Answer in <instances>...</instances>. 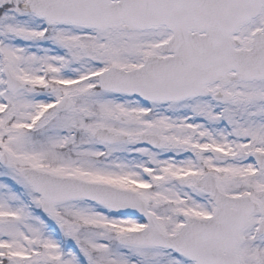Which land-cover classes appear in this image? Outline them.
I'll return each instance as SVG.
<instances>
[{
	"label": "rangeland",
	"instance_id": "obj_1",
	"mask_svg": "<svg viewBox=\"0 0 264 264\" xmlns=\"http://www.w3.org/2000/svg\"><path fill=\"white\" fill-rule=\"evenodd\" d=\"M24 1L0 0V6L11 5L7 15L0 18V155L7 156L6 166L0 165V264H189L164 251L119 246L115 242L116 238L125 234V230H134L142 223L134 219H110L100 210L81 203L59 205L54 209L55 226L58 229L63 225L68 227V234L62 235L63 239L73 242V247H80L73 250V255L59 248L60 254L69 257L62 261L57 254L54 235L51 239L45 227L38 224V217L27 209L23 199L34 202L36 208L40 200L22 177L20 172L24 168L54 176L73 175L92 182H100L105 171L118 173L120 167L125 168L120 163V156L123 155L118 153V148L102 155L95 151L98 145L91 139V133L96 128L119 129L105 117L121 113V102L111 98L107 100L102 94L90 92L89 88L83 86L94 85L95 81L87 82L81 88L49 83L56 80L73 84V81L79 82L88 73H95L106 66L126 68L130 63L140 62L143 55L150 53L151 45L148 38L143 39L145 35L141 38L110 32L108 35L88 34V38L84 39L71 28L58 27H52L43 34L45 29L40 22L18 8ZM156 35L161 36L163 33ZM245 36L247 39L248 35ZM243 44L247 46L248 42L245 40ZM4 69L25 84V88L14 95L7 94L2 75ZM43 69L49 71V81L46 83L41 75ZM228 92L231 108L223 110V117L243 118L234 122L237 130L242 125L248 128V131H243L247 139H254L263 133L264 84L236 85ZM41 97H47L51 102L40 103ZM62 97L69 98V106L57 111L55 106ZM43 107H50L51 111L36 124L34 134L27 132V123ZM257 107H261V112L255 111ZM87 115L93 118L92 122L77 123V118ZM206 115L212 117L209 108ZM164 126L166 129L175 128L174 124ZM139 127L147 125H138L135 131ZM73 129L78 134L82 133L80 138L83 142L74 148ZM212 133L207 131V137ZM165 135L166 139L172 137L168 131ZM172 139L177 140L176 137ZM223 141L228 144L226 139ZM227 147L223 146L226 150ZM143 155L140 154L138 158L141 159ZM142 162L147 174L153 172L151 187L155 185L156 188L145 198V203L161 231L172 234L185 216L200 217L199 211L203 215L208 214L207 209L198 207L201 204L191 189L197 172L193 173L192 169L189 172L187 169L179 170L170 163L169 158L152 161L150 170L145 166L146 162ZM239 170L241 175L249 177V171ZM187 174L193 178L183 183V176L186 178ZM259 180L260 185H263L264 178ZM108 182L115 186L120 184L119 181ZM180 184L183 186L180 187ZM257 188L264 194V187ZM191 196L195 198L186 202ZM238 258L240 264H264V246L259 243L251 248L245 246L239 250Z\"/></svg>",
	"mask_w": 264,
	"mask_h": 264
},
{
	"label": "flooded vegetation",
	"instance_id": "obj_2",
	"mask_svg": "<svg viewBox=\"0 0 264 264\" xmlns=\"http://www.w3.org/2000/svg\"><path fill=\"white\" fill-rule=\"evenodd\" d=\"M157 1H152L153 7H158ZM160 1L164 2L163 7L166 10L186 12L187 27H201V22L204 24L205 17L201 16L199 1ZM262 27H264V10L245 29H252L255 32L256 28L259 30ZM154 32V34H165L159 41L150 43L152 51L148 56L154 60L155 64H159L161 61L174 62L175 51L182 52L189 61L190 39L192 43L198 40V51L204 52V32L198 33L196 37L188 38V47L185 49L181 47L179 41L165 46L173 38L171 32H165L164 29ZM137 34L139 33L134 35ZM191 35L194 36V33ZM239 36L240 34H236L234 38ZM83 38L86 39L88 36ZM191 50L193 52L194 48ZM176 68L177 64H173L170 70L172 72H151L153 84L150 86L152 91L150 101H146V99L140 101L136 97L128 95L117 96L103 93L108 97L121 99L120 104L123 108L118 115L105 117L119 129L116 131L107 129L109 134H105L107 138L103 141V147L106 152L118 148V153L123 155L120 156V163L125 168L120 167L118 173L111 172L106 177L110 181H119L121 183L119 189L145 199L156 188L155 185L152 187L150 185L148 190L141 189L143 171L140 168L142 159L138 158L139 155L143 153L146 155L144 159H147L148 156L153 157L154 160H157L158 157L160 160H165L164 157L167 159L168 156L170 163L175 164L179 170L187 169L189 172L192 169V172H197V177L192 180L191 189L195 195H198L201 204L204 207L208 204L210 211L214 212L215 207L211 203L210 193L207 192V185L203 182L205 176L212 175L210 184L214 185V187L212 186L213 190L231 198L246 199L248 208L252 212L247 227L241 233L238 250L245 246L251 248L257 243L264 246V233L262 235L258 233L259 225L264 222V194L258 188L255 189V187H264V184L260 185L259 180L264 178V131L254 139H247L244 137L243 131H248V128L242 125L237 130L234 122L236 119L242 120L243 118L221 116L223 110L231 108L228 101L231 96L228 90L236 86L235 83L229 82L227 77L221 78V72H195L189 69L180 72V69ZM84 87L89 88L90 92L95 89L99 91L98 85H85ZM137 87L142 88L140 85ZM207 108H209L212 117H207ZM255 109V111L261 112V107ZM222 119H226L231 124L232 131L229 132L231 140L228 144L223 141ZM77 121L80 124H89L93 118L87 115L77 118ZM144 124L147 127H139L135 131L138 125ZM169 124H174L175 128L166 129L164 125ZM166 131L172 137L166 139ZM207 131H213V133L207 137ZM173 137H176L177 140L173 141ZM167 140H172V142ZM224 145L229 146L227 150L223 148ZM107 162L109 163L110 160ZM126 169L130 170L121 174ZM239 169L249 171V177L241 175ZM151 175L153 176V174ZM151 175H147V179L152 178ZM192 178L193 176L189 174L186 175V178L183 176V183L191 181ZM109 185L112 184L109 183ZM182 186L183 184H180V187ZM184 187L186 188V186ZM189 199L186 201L189 202ZM54 209L55 207L49 210V221L51 222L56 220ZM65 230L67 231L66 226Z\"/></svg>",
	"mask_w": 264,
	"mask_h": 264
},
{
	"label": "water",
	"instance_id": "obj_3",
	"mask_svg": "<svg viewBox=\"0 0 264 264\" xmlns=\"http://www.w3.org/2000/svg\"><path fill=\"white\" fill-rule=\"evenodd\" d=\"M41 1V0H40ZM111 0H108V2ZM76 3H80V0H42L39 3V6L42 7L45 5V9L42 10L47 15L48 10H51L53 13H58L61 16L54 21L57 22H70L73 21H81L77 17H73V12L77 9ZM107 10L108 16L100 15L99 17H95V12L102 14L103 10L99 8H95V10H90L88 18L83 19L81 22H89L87 25L91 26V21L95 18L100 19L102 16H107L104 21H109V27L111 29H115L114 24H117L119 21H128L129 13L125 10L120 13H116L119 9V6H107L104 7ZM85 13V11H84ZM246 10L244 11V15H246ZM94 15V17H93ZM118 17V18H117ZM243 16L239 18V24L242 25L246 20H243ZM85 24V23H84ZM93 27V26H91ZM232 67L238 72L239 76L242 78H256L260 79L264 77V46L260 44L259 41L253 45L252 51L250 52H242L239 54L236 59L232 61ZM8 83L9 80H8ZM7 83V84H8ZM29 180L33 181V175L31 173L26 172ZM58 187H68V193H72L71 196L73 198H85L90 201H95L98 203H104L105 198L108 195H105L103 188L93 186V185H85L82 183H68L67 186L57 185L55 182H43L41 190L42 192L47 190V192H51L54 194L58 193ZM38 189V188H37ZM40 190V191H41ZM114 197V194L111 195ZM108 202V206L113 207V209L119 211V208H116L113 205V201L111 199L106 200ZM228 204V206H223V208L219 211L217 217L210 220L207 224H195L190 223L189 228H185L182 233L179 234V237L175 239H169L166 241L160 240L161 238L158 236H150L145 233H140L132 237H128L123 241L125 243L137 244V245H151V246H161L167 247L169 249L175 250L180 254L186 255L190 259L197 261L199 264H236L235 257L233 251H229L224 248L226 243L220 240L224 235H226V229L231 228L230 226L234 223L240 221L242 219L241 215L235 214V211H230L231 203L224 202ZM235 212V213H234ZM244 219V218H243ZM227 238H229L227 236ZM235 244V239H233V243L231 242V248Z\"/></svg>",
	"mask_w": 264,
	"mask_h": 264
}]
</instances>
